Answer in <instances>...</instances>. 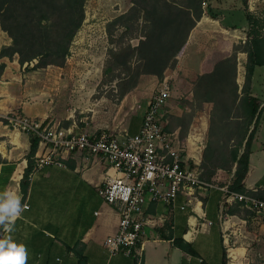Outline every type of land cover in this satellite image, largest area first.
I'll return each instance as SVG.
<instances>
[{"label": "crops", "instance_id": "1", "mask_svg": "<svg viewBox=\"0 0 264 264\" xmlns=\"http://www.w3.org/2000/svg\"><path fill=\"white\" fill-rule=\"evenodd\" d=\"M229 1L208 0L214 14L203 11L162 72L170 97L160 111L161 123L175 138L185 164L201 170L206 144L197 140L200 125L191 122L185 129L182 109L166 106L180 94H188L190 99L195 78L211 71L218 60L231 55L234 45L243 44L249 37L253 23L245 16V5L242 0ZM1 31L0 50L8 37L1 36ZM245 61V52L237 50L235 80L241 82L239 89L244 83ZM21 67L14 55L0 54V190L16 192L22 206L13 218L11 232L0 225V238L10 236L24 243L25 264H264V223L240 202L225 201L219 187L178 194L171 204L147 197L142 214L153 223L143 226L140 241L130 254L122 250L109 253L103 240L116 232L118 212L97 192L108 164L75 151L63 154L58 163H45L33 170V158L39 152L37 143L33 150L31 144L36 139L11 129L2 120L5 114L20 113L53 122L48 118V103L34 99L25 87ZM138 79L134 88L145 80L159 81L149 73ZM249 92L258 99L260 114L242 183L245 191L264 198V66L254 67ZM151 94L139 111L128 117L123 130L132 134L139 129ZM235 164L229 171L217 167L211 178L223 185ZM26 170L23 193L21 182Z\"/></svg>", "mask_w": 264, "mask_h": 264}, {"label": "trees", "instance_id": "2", "mask_svg": "<svg viewBox=\"0 0 264 264\" xmlns=\"http://www.w3.org/2000/svg\"><path fill=\"white\" fill-rule=\"evenodd\" d=\"M242 2L246 4V0ZM131 3L129 9L114 18L112 24L121 22L128 30L129 22L139 21L136 45L142 61L139 73L160 78L202 15L203 0H131ZM83 5L84 0H0V29L11 39L9 48L12 54L17 55L18 63L22 66L36 60L35 67L62 66L83 21ZM253 25L242 45H234L230 56L218 60L211 71L199 74L193 82L194 99L213 105L211 125L215 120L223 125L234 122L240 126L236 146L232 150L227 151V145L214 147L207 143L200 163L201 174L206 179L211 178L217 167L229 171L236 163L230 187L237 192L245 191L242 179L247 171L250 145L260 114L258 99L250 94L249 87L254 67L264 66V35L257 29L254 31ZM5 50L7 48H1L0 54L9 55ZM237 50L246 54L244 83L240 89L235 80ZM234 131L235 128L222 134L221 144L233 139ZM35 144L33 140L31 150ZM240 148L242 151L238 154ZM27 173L28 170L21 182L23 193L26 192L24 181Z\"/></svg>", "mask_w": 264, "mask_h": 264}, {"label": "rangeland", "instance_id": "3", "mask_svg": "<svg viewBox=\"0 0 264 264\" xmlns=\"http://www.w3.org/2000/svg\"><path fill=\"white\" fill-rule=\"evenodd\" d=\"M207 2L203 0V11L214 14ZM131 5V0H84V18L62 66L35 67L36 60L22 65L20 73L25 87L34 99L40 98L48 103L51 111L48 118L59 126H70L73 131L89 133L121 132L128 117L139 111L144 99L163 81L161 74L158 82L145 80L134 88L143 74L139 73L142 61L136 50L139 21L129 22L128 30L124 29L121 22L112 24L114 18L127 11ZM244 5L245 16L254 23L252 29L264 35V0H249L248 3L246 0ZM2 31L1 36L5 37L6 33ZM5 38L7 43L1 48H7L5 51L17 58L9 48L11 39ZM15 71L19 72L17 69ZM15 80L18 84L19 79H12L13 82ZM238 84L241 82L238 81ZM187 95L173 97L175 101L167 105V109H182L181 121L185 129L191 122L200 125L196 129L197 140L201 139L204 146L207 143L214 147L227 145V151L232 150L236 146L240 126L234 122L223 125L215 120L211 125L212 103L194 99L193 87L190 99ZM234 128L233 139L221 144V135ZM224 161L225 158L221 160L222 163Z\"/></svg>", "mask_w": 264, "mask_h": 264}, {"label": "built area", "instance_id": "4", "mask_svg": "<svg viewBox=\"0 0 264 264\" xmlns=\"http://www.w3.org/2000/svg\"><path fill=\"white\" fill-rule=\"evenodd\" d=\"M169 97V86L159 83L150 96L139 129L132 134L126 130L73 131L20 113L3 116L7 126L32 134L36 139L39 153L33 158V170L45 163H58L63 154L75 151L86 152L108 164L97 192L118 212L116 232L103 240V246L111 254L120 250L130 254L140 241L143 226L153 223L152 218L142 214L147 197L171 204L178 194L190 195L195 189L219 187L225 201L240 202L255 219L264 223V198L252 192L232 190L233 173L219 186L213 178L206 179L198 166L185 164L175 138L160 120V111Z\"/></svg>", "mask_w": 264, "mask_h": 264}, {"label": "clouds", "instance_id": "5", "mask_svg": "<svg viewBox=\"0 0 264 264\" xmlns=\"http://www.w3.org/2000/svg\"><path fill=\"white\" fill-rule=\"evenodd\" d=\"M21 197L14 191L0 190V225L6 231H12V221L22 210ZM26 247L10 236L0 238V264H25Z\"/></svg>", "mask_w": 264, "mask_h": 264}]
</instances>
